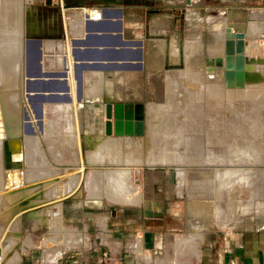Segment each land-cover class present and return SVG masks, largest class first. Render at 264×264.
<instances>
[{"label":"rangeland","instance_id":"1","mask_svg":"<svg viewBox=\"0 0 264 264\" xmlns=\"http://www.w3.org/2000/svg\"><path fill=\"white\" fill-rule=\"evenodd\" d=\"M97 2L98 0H21L23 20L45 25V32L42 38L54 39L63 43V45L61 44L59 47L57 45V47L49 50L50 53H45L42 50L44 52L43 66L46 71L62 72L64 70L63 65L55 63V66H51L49 64L50 58H52L51 55L58 53L60 56H65L69 54L72 58L70 65L74 71H76L78 63L82 62L85 70L83 75L86 78L89 77V83H92L90 71L86 68L88 62L83 57L86 56L85 52L82 51V57L79 58L74 41L85 37L86 25L89 19L97 22L103 20L104 15L92 18L90 14H86L90 13L89 10L92 8L107 9L98 7L99 3ZM73 3L78 4L75 6L76 8H73ZM236 3L244 4L243 0H237ZM248 3H250L249 6L254 8L250 13L245 12L244 9L233 10L230 8L233 6L230 0H213L209 1V4L205 7L190 8L187 12V19L184 20L183 24H178L180 31L176 36L179 47L176 46L175 42L174 45H171L172 42L167 44L172 48V58L174 55L176 57L175 60L173 59L175 64L169 60L168 63L166 62L167 67L165 66L159 71L150 72L145 69L136 72L134 80H127L126 75H130V71H125L127 68L119 65L116 68L121 70L124 68L123 72H118L117 74L112 72V75L107 73L104 76L105 70L116 69L112 62H109L111 65L106 66L102 70L101 101L96 100L94 97H88L86 92H84V89H87L88 80L87 82L83 81V88H80L77 81L74 84V81L77 80V71L75 72L76 79L72 76L70 77V79H73L69 83L70 91L64 93L65 96L69 93L68 99L61 100V112H57L56 115L61 116L62 119H59L63 128L67 122L71 125V130L68 129L69 127L66 131L62 129L60 136H65L66 132L69 131L68 134L72 137L68 138L73 140L71 139L70 144H64L69 146L64 150V158L61 157L60 159L62 160L58 162H56L51 151L52 146L49 143L47 144L46 139H42L40 143L37 141L36 147L40 150L31 151L29 164L32 163L30 167H33V169L30 168V173L27 175L46 178L47 176L63 172L64 169L69 167V169H75L76 172L82 169V176L77 175L69 187H66L65 179H60L55 183V189H49L50 185H48V188L46 187L47 191L43 189L44 196L40 200L39 206L27 205L26 203L34 195L28 197V199L27 197L25 200L22 199L23 201L20 203L12 199L11 201L9 200L10 198H6L8 199L7 201L0 196V200L2 198L0 201V250L3 251L5 248L3 253H7L3 254L5 256H3L0 264H57L58 261L61 263L62 260L66 261L73 255L86 256L90 252L94 253L96 244L99 246L100 243L107 245L102 248V252L106 254L107 263L116 264L119 262L120 255L117 254L120 251L118 252L116 248L117 242H113L118 236H115L114 231L120 234L122 228L126 226L134 229L137 223L144 220L142 213L148 200L153 201L159 210L162 211L164 215L162 219L165 226L175 229L174 232H167L168 235L163 238L165 244L153 258L154 264H159L160 260H162L163 264H199V256L201 255L202 258V255L206 254L205 250L209 249L208 243L210 239L217 234H220L222 238L219 242L220 252L217 250L218 253H216L214 250V253L208 252V254L222 255L223 252L221 250L226 248L225 236L234 229L238 235L245 233L264 234V161L261 163V160H264V27H261L260 24L262 13L259 10V0H249ZM86 10L88 12H85ZM239 11L247 13L251 18L255 19H252L250 25H246V33L236 31L231 22L233 13ZM73 21H80V27L76 28L77 30L79 29L78 32H73L75 29L72 25ZM49 22L55 24V34H51L50 30L53 28H50ZM243 22L244 19L240 20L239 25L243 26ZM220 24L223 25L224 30L222 33L215 30L218 32L215 35V31L212 32V30L216 29L215 27ZM228 29L236 33H243L245 37H249V39H246L249 45L245 47L244 55V67L248 80L243 87L235 85L227 87L225 79L222 77L216 78V74L220 69L216 67L215 61L218 57L225 59L226 51L224 49L226 48ZM128 32L126 37L133 39L131 31ZM144 35L146 36L147 33ZM222 39L224 42L221 41ZM216 40L218 41L217 43L225 46L223 47V54H220L221 56L211 53V48ZM147 44H149L148 41ZM145 62H147L146 58ZM191 68L192 70H190ZM36 70L37 68L31 72L24 68L23 78L28 79L29 82L30 74H35ZM170 75H172V78H170ZM188 76L191 78L188 79ZM194 79L207 88L197 87L196 91L199 90L197 93L198 97L195 100H191L186 97V88L195 81ZM205 79L211 81L209 82ZM212 82L216 83L211 84ZM65 88L67 90V87ZM26 92L31 93L30 97H28L30 111L32 108L44 111L46 104L40 101L38 93H35L36 90L29 91L26 87ZM210 92H213V96L215 94L218 96L212 98ZM157 93L158 96L156 95ZM32 101H37V104H32ZM109 104L127 105L129 111L125 110L124 114L136 112V107L142 106L145 110V135L137 137L136 135H116L114 133V116L112 119L113 133L108 135L106 125L108 122L107 107ZM54 105V107L52 106L53 108L51 107L53 112L56 110V104ZM163 106L166 110L162 109ZM187 109L191 110L188 111ZM40 110H37V114ZM112 112L114 115V108ZM98 113L101 115L98 116ZM163 114L168 116V118L165 119ZM28 115L30 118L31 116L33 117L31 114ZM48 115L52 116L54 114L49 112ZM152 115L155 118H152ZM173 124L175 126L180 124V128L183 126L182 137L179 134L178 136L174 135V131L170 133V125L173 128L175 127ZM27 125L30 130L32 128L33 131L35 130L31 120H28ZM163 127L164 130L166 129L165 131ZM160 128L164 134L160 135L158 133L157 135L155 132L160 131ZM166 131H170V134ZM218 133L222 134L220 135L221 138ZM167 136L170 137L169 142L181 138L183 143H189L188 148L183 151L180 148V150L173 151L174 147L178 149V146H174L173 143L172 148V145L168 144L167 148L171 152L169 154L175 155V152L184 156L187 154L189 157L193 156L194 161L198 156L196 161L179 162L180 164L170 167L162 165L152 167L136 164L128 165L123 162H121L122 164L106 162L98 165V163L95 164L88 160V155L90 154L88 152L89 142H93L99 137L105 138L104 140H107V142L116 143L118 146L114 148L126 153L132 151L139 144L146 147L147 143H151L154 137L164 141L169 139ZM175 136L177 138H174ZM218 138L221 141H218ZM88 139L92 140L89 141ZM253 141L257 147L259 146L258 148L254 146ZM218 142H222L220 144L223 145L221 146ZM129 143L133 145L131 146ZM164 144H162V147L166 148ZM239 145L242 147H240L241 149L238 147ZM242 145H247L248 147L246 146L245 149ZM129 146L132 147V150ZM250 147H253L254 150ZM242 149H245V151ZM250 149L254 151H252V157H250ZM243 151L249 156L247 155L248 157H246L244 154V157ZM107 152L105 153L106 155H111V153ZM239 152H241V156ZM32 153L36 154L35 157H33ZM234 153H237L235 155L239 157L232 164V161L227 159L234 160L236 158ZM255 154L257 159H255ZM202 158L204 162H201L203 161ZM244 159L245 162L243 161ZM249 159L253 160V162L250 163ZM189 160L191 159L189 158ZM257 160H260V162H257ZM122 167L131 168L133 171L130 180H127V183L132 185L128 184L131 189L127 184L126 187L129 189L128 192H130L127 194L129 198L134 197L136 199L135 196L139 193L140 199L137 196L139 202L136 204L121 205L110 201L105 192L112 187L108 184L107 177L102 179L101 186L105 188L101 192L98 187H91L89 182L91 173L104 176L107 173L113 174L117 168L121 169ZM111 170L114 171L112 172ZM203 174H205L207 179L203 178ZM86 178L87 181L85 180ZM48 189L51 191L48 192ZM90 189L92 190L90 191ZM131 190H134L133 193ZM94 194L96 195L94 196ZM51 218L56 220L57 224L59 223L55 230L57 234H55V231H50L47 225L48 220L50 221ZM210 232L215 233L209 237L204 235L202 239V234ZM129 239L130 244H134L137 238L129 236ZM136 250L137 248L131 249L135 254L124 258V264H136V262L145 264L142 262L143 254L136 253Z\"/></svg>","mask_w":264,"mask_h":264},{"label":"bare ground","instance_id":"2","mask_svg":"<svg viewBox=\"0 0 264 264\" xmlns=\"http://www.w3.org/2000/svg\"><path fill=\"white\" fill-rule=\"evenodd\" d=\"M97 16L99 17L100 15L98 14ZM72 25L75 28L74 29L72 27L74 29L73 32H78L79 29L77 30L76 28L80 27V21H73ZM44 26L45 25L38 24L37 22H34V21L26 22V21L23 20L22 8H21V0H0V177H1L0 178L1 179V181H0V183H1L0 184V196L4 197L3 199L10 198L9 200L12 199V200H15V201L20 203V202L23 201L22 199L25 200L26 197L28 199V197L34 195L33 197H30L27 200V202H26L27 205L31 204V205H34V206L35 205L39 206L40 200L44 196L43 189H45L44 191H47L46 187L48 185H50L49 189H51V190L55 189V187H56L55 183H57L60 179H65L66 187H69L71 185V183H72V180L77 175H81L83 173L82 169H79V172H76L75 169H69V167H68V169H64L63 172L56 173L55 175L47 176L46 178H41L38 175H37L38 177H36V175L35 176H28L27 175L28 173H30L29 169L31 168L30 166L32 164V163L29 164V161L31 160V151L34 152V151H37L39 149V148L37 149V147H36L37 141L40 143V141H42V139H44V140L46 139L47 144L49 143L52 146L51 147L52 148L51 151L53 152V156L56 159V162L61 161L62 160V159H60L61 157L64 158V155H63L64 150L69 146V145H64V144L65 143L70 144V141H71L72 138H70V140H69L68 137H72V136L69 135L68 134L69 131H67L66 134H65V132H63L65 134V136L61 137L60 134L62 132H60V131L62 129H64L66 131V129L68 127H69L68 129L71 130L70 129L71 125H69V122H67L66 125H64V128H63V125H62V123L60 121V119H62V118H61V116L59 117L56 114H57V112L58 113L61 112V108H62V106L60 105L61 100L62 99H66V98L68 99L69 93H67L66 96L64 95V93L70 91L69 83H71L72 80H73L72 78L70 79V77L72 76L74 79H76L75 78V72L77 71V80L74 81V84L77 81L78 84L80 85V88H81L83 86V81L87 82V80H88L87 87H86L87 89H84V92H86L88 97H94V98H96V100L101 101L102 100V92H101V90H102V87H101L102 73H101V68L107 66L106 62H103V61H100V60H99L100 62H96V61L95 62L92 61L91 63L88 62L86 68L90 71V78H91V82H92V83H89V77L87 76L88 78H86V76L83 75V74H85V72H84L85 70H84V66H83L82 62L78 63V65L76 67L77 69H76V71H74L73 67L70 65L71 61H72V58H71V56L69 54H67L65 56H62V55L60 56L58 53L56 55H53V56L51 54H49L52 57V58H50L49 64L51 66H55V63H58V64L64 66V70L62 72L49 71L50 72L49 76H51V78H53L54 81H52L50 83H46L45 85H46L48 90H52V92H54L55 90H57V91H55L53 93L55 95H52V94H50V91H47L46 92V94H47L46 98H40V96L38 95L39 98H40V101H43V103L46 104L45 108L43 109L44 111H41L40 109H37V108H32L31 109L32 112H31L30 109H29V106H28V104H29V101H28L29 98L28 97H30L31 93L30 92H28V93L26 92L28 79L23 78L22 73L24 71V68H25V70H30L31 72H32V70L37 68V62H36V58H35L36 51L34 50V46H33L32 41L29 40L28 37H30L29 34H31V35H33V34L34 35L35 34H41L42 35L43 34L42 31H45L44 30ZM49 26L52 29L54 24L50 23ZM52 31H53V29L50 30V32H52ZM28 41H30V42H28ZM40 41H41V49L45 53H47V52L50 53L49 50L57 47V45H58V47L61 44L63 45V43L57 42L56 40L55 41L54 40H45L44 38H41ZM221 41H223V39ZM221 41H220V43H221ZM223 47H225V46H222L221 44L218 43V45L216 47V50L211 52V53H213L215 55L223 54L222 53L223 49H224ZM112 64H113V62H112ZM80 68H82V84H80L81 81H80V77H79V69ZM119 68H121V67H119ZM116 69H118V68H116ZM119 70H121V69H119ZM44 71H46L45 68H44ZM219 77H221V72L218 71L217 74H216V78H219ZM205 80L207 81L208 79H205ZM208 81L210 82L211 80H208ZM214 81H215V79H214ZM214 83H216V82H212L211 84H214ZM65 87H67V90H66ZM207 92H209V91H207ZM212 93L213 92H210V95H212ZM243 94H245V93H243ZM156 95L158 96V93ZM217 96H218L217 94H215L214 96L212 95V98L213 97H217ZM215 100H216V98H215ZM31 103L32 104H37V101H35V102L32 101ZM176 103H178V102H176ZM54 104H56L55 112H53L51 110V107L55 106ZM99 109H101V108L99 107ZM162 109L166 110V109H164V106H163ZM169 109H170V107H169ZM37 110L41 111V113H42L41 116L37 115ZM185 110H186V108H185ZM190 110H188V111H190ZM49 112L50 113L52 112L54 115H52V116L48 115ZM234 112H236V111H234ZM28 114L33 115V117L31 116V118H30V116ZM97 115L99 116L101 114L98 113ZM153 116L154 115H152L151 117L155 118ZM164 116H165V114H163V117ZM169 116H171V115H169ZM160 117L162 118V116H160ZM217 117H218V115H217ZM238 117H239V115H238ZM167 118H168V116H165V119H167ZM213 118H214V116H213ZM28 120H31V122L34 124V129H35L34 131H33V128H32V130H30L27 127L28 126L27 125ZM163 120H164V118H163ZM216 120H217V118H216ZM156 121L159 122L158 120H156ZM208 121H210V120H208ZM214 121H212V122H214ZM219 122H220V120H219ZM211 124H213V123H211ZM219 124H222V123H219ZM179 125L177 124V126H175L173 124V126H175L174 128L172 127V125H170L171 129H169V130H171V132L170 131H166V132L168 134H170V133H172L174 131L175 132L174 135L178 136V134H179L182 137V135H183V131H182L183 128L182 127L183 126L180 128ZM228 126H229V124H228ZM93 127H95V126H93ZM155 127H157V125H155ZM164 127H163V130H164ZM161 128H160V131H156L155 132L157 135H158V133L160 135L164 134V132H162ZM210 128H212V127H210ZM218 128H220V127L218 126ZM214 129L216 130L215 127H214ZM154 130H156V129H154ZM212 130H213V128H212ZM250 131H251V128H250ZM167 133H165V134H167ZM220 135H222V134L220 133L219 136ZM169 136H172V135H169ZM177 136H175L174 138H177ZM188 137H190V136H188ZM168 138L169 139H167V140L165 139L164 140L163 137H162V139L165 141L164 142V141L158 140V137H157V139L154 137V139H156V140L152 139L153 141L151 143L150 142L147 143L146 147L143 146L142 144L136 145V144H138V143H136V144H134V145H136V147H134V149L132 150V147L129 146V148L132 151H128L126 153H123L122 150H120L118 148L116 150L114 148V147L118 146V145H116V143L107 142V140L106 141L104 140L105 138H101V137L96 138V139L94 138L95 141L89 142V145H88V149H89L88 152H90V154L88 155V160L90 162H94L95 164L98 163V165L99 164H105L106 162H114L115 164L123 162V163H126L128 165L136 164V165H140V166H152V167L156 166V165L157 166L158 165H160V166L162 165V166H169L170 167V166H173L175 164H178L179 162L182 163V162H185V161H192V160L194 161L193 156L189 157V156H187V154H185V156L181 155V154H178L177 152H175L176 154L174 153L175 155L169 154L171 152H169L170 150H168L169 148H167L168 144L172 145V148H173V143H174V146L175 145L178 146L177 147L178 149H176L174 147L173 151H177V150H180V149H182V151H183L185 148L186 149L188 148V144L189 143H186V144L183 143L181 138L180 139L178 138V139L174 140L173 142H169L170 141V137H168ZM171 138H173V137H171ZM185 138H184V140H185ZM220 138H221V136H220ZM260 138H261V136H260ZM92 139H90V140H92ZM215 139H217V138H215ZM11 140H13L15 142L12 145H11V143L13 141L11 142ZM218 141H221V139L219 140V138H218ZM8 142H10V148L13 149L14 146H15L17 148V150H18L19 154L16 157V160L19 161V170H17L15 173H13L12 177H8V182H7L6 178L4 177V171H5V145ZM162 142H164L165 144L162 143ZM222 142H223V140H222ZM222 142H220V143H222ZM131 143H129V144H131ZM248 143H250V142H248ZM254 143L255 142L253 141V144ZM162 144L166 145V148L162 147ZM132 145L133 144H131V146ZM258 145H259V141H258ZM38 146H40V145H38ZM221 146H220V148H222ZM246 146H243V147L246 149ZM254 146H256V145L254 144ZM262 146H260V147L263 148ZM238 147L240 148L241 146L239 145ZM258 147L256 146V148H258ZM31 148H32V150H31ZM170 148H171V146H170ZM250 148L253 149V147H250ZM130 149H128V150H130ZM245 149H242V150L245 151ZM197 150H198V148H197ZM250 150H249V153H251L250 157H252V151L254 149L251 150V152H250ZM255 150H257V149H255ZM258 150L261 151L260 149H258ZM106 151L111 153V155H109V156L106 155L105 154ZM171 151H172V149H171ZM236 152H237V150H236ZM241 152H239V155L241 154ZM246 152H247V150H246ZM235 154H237V153H234V156L236 157ZM244 154H245V152L243 153V155ZM259 154H260V152H259ZM32 155H33V157H35L36 154L34 155V153H32ZM245 155H244V157H245ZM247 155L249 156V154H247ZM247 155H246V157H248ZM256 156L257 155L255 154V159H257ZM33 157H32V159H33ZM197 157H196V159H197ZM224 157H227V156H224ZM237 157H239V156H237ZM237 157L234 158V160H231V159H227V160L228 161L229 160L232 161V164H233L234 163L233 161H235V159H237ZM189 158L191 160H189ZM199 158H201V157H199ZM34 159H36V158H34ZM196 159H195V161H196ZM223 159L225 160V158H223ZM32 161H34V160H32ZM243 161L245 162V159ZM249 161H250V163L253 162V160L251 161V159H249ZM262 161H264V160H261V163H262ZM201 162H204V159ZM247 162H248V160H247ZM257 162H260V160L259 161L257 160ZM111 164H113V163H111ZM31 169H33V167ZM34 169H36V168H34ZM32 171H34V170H32ZM132 172L133 171H132L131 168H123L122 167L121 169L117 168V170H115L113 174H108L107 172H105V173H107L106 175H104L105 177L102 176V174H96L95 175V174L91 173L90 177H89V179H90L89 182L91 184V187H93V186L95 187L96 186V187H98L99 191L101 192V190L103 188H105V187L102 188V186H101L102 179L107 177L108 184L112 186L109 190L107 189L105 191L107 193V197L109 198L110 201H112L114 203L121 204V205L136 204V203L139 202V200H138L139 193H138V195L136 194V196H135L137 200L134 197L133 198L127 197V194H129L130 192H128L129 189L126 187V184L127 185L129 184V183H127L128 182L127 180L128 179L130 180ZM86 173H88V172H86ZM95 173H96V171H95ZM203 175H204L203 178L205 177V179H207L205 174H203ZM85 180L87 181V178ZM83 182H85V181H83ZM89 182H88V184H89ZM195 182H196V180H195ZM129 185H131V184H129ZM129 188L131 189L130 186H129ZM49 189H48V192L51 191ZM91 190L92 189H90V191ZM103 191H104V189H103ZM133 191H132V193H133ZM93 192H94V190H93ZM93 192H91V193H93ZM95 195L96 194H94V196ZM98 197H100V196L98 195ZM139 199H140V197H139ZM1 200H2V198H1ZM6 200L8 201V199H6ZM13 205H14V203H13ZM58 222H60V221H58ZM47 225L49 226V230L50 231H55L56 228L58 227L59 223L57 224V221L54 220L53 218H51L50 221L48 220ZM55 234H57V232ZM50 236L52 237V235H50ZM55 236H57V235H55ZM55 239H57V238H55ZM172 240H174V239H172ZM188 240H187V243H188ZM170 242H171V240H170ZM4 250H5V248L3 249V251ZM3 251L0 250V263H2L3 256H5L3 254L6 253V252L3 253Z\"/></svg>","mask_w":264,"mask_h":264},{"label":"crops","instance_id":"3","mask_svg":"<svg viewBox=\"0 0 264 264\" xmlns=\"http://www.w3.org/2000/svg\"><path fill=\"white\" fill-rule=\"evenodd\" d=\"M209 1L211 2L213 0H98V7H105L107 9L100 10L92 8L89 10L90 13L86 14H90L92 18H98V14L101 16L104 15V12L107 13L106 19H103L102 21L105 24H108L107 28L109 30V38H105L104 40L91 38V41L85 46V48H82V51L86 54L87 49H96L100 51L104 49H111L113 51L120 50L122 46L116 36V33L119 29L118 22L121 21L122 18L123 38L125 40L143 43L142 48H144L145 51L143 69L125 70L130 71V75H126L128 78L127 80H134L136 78V72H140L145 69L150 72L159 71L160 69L165 68V66L167 67L166 62L168 63L170 60V62L172 61V63H174L173 59H176L175 55L172 58V48H170L167 44L172 42L171 45H174L175 42L176 46L179 47L177 41L178 38L176 36L180 31V29H178V24H183L184 20L187 19L188 10L190 8L205 7L209 4ZM236 1L237 0H230V2L233 3V6L230 8L233 10L244 9L245 12L248 13L254 10L253 6H249V0H243L244 4H237ZM259 3V10L262 13L260 24L261 27H264V0H259ZM73 4V8H76L75 6L78 5L76 3ZM85 12L88 11L86 10ZM242 13V11L234 12L231 22L233 23V27L236 31L245 32L246 25L251 24L253 17L251 18L247 13ZM242 19H244L243 26H240V20ZM93 22L96 23L97 21L93 20ZM50 23L53 22H49L48 25ZM54 28L55 24L51 34L56 33ZM215 28L216 29L212 30V32L216 30L221 33L224 30L222 24L216 26ZM260 29L262 30V28ZM128 31H131L133 39H128L126 37ZM216 31L214 33L215 35L218 33ZM145 33H147L146 36L144 35ZM128 34H130V32H128ZM246 39H249V37H246ZM147 41L149 44H147ZM217 42V40L214 41L215 44L211 48V52L216 50L218 45ZM132 49L136 52L139 49V46H134ZM112 56L115 59L117 57V55L115 56L114 54H112ZM84 57L89 63L94 61L91 54ZM145 58L147 59V62H145ZM99 60L106 62L107 66L111 65L107 62V58ZM104 68L105 67L101 68V73ZM190 70H192V68ZM123 71L124 70L119 69L105 70L104 76L107 73L112 75V72L117 74L118 72ZM170 78H172V75H170ZM190 78L191 77L188 76V79ZM197 87L205 88L206 86L204 87L199 84V81H193V83L186 88V97L191 100L197 99V93L199 91H196L198 89ZM135 226L136 227H134V229H131L128 226L123 227L120 234H117V231L113 230L115 236L118 235L113 242H117L118 245H116V248L118 252L120 251V253L117 254L120 255L119 262L117 260L118 263L116 264H124V258L133 256L132 254H135L131 251L133 248H137L136 253H140V255L143 254V263L154 264L155 262L153 261V258L159 253V249L165 244V240H163V238L168 235L167 232L175 231V229L171 227L167 228L163 223V219H144ZM131 232L134 233L131 234ZM214 233L215 232L202 234V239L204 235L209 237ZM129 236L141 239H136L134 244H130ZM221 239L220 234H217L215 237L210 239L208 243L209 249L205 250L206 254L204 256L202 255V258L200 255L199 264H264V234L245 233L243 235H238L235 233L234 229L232 232H228V235L225 236L226 248L221 250L223 254L214 255V250L216 253H218V251L220 252L219 242ZM104 246L107 245L100 243L98 246L96 244L94 253L90 252L86 256L82 255L83 257L81 261H77L78 264H102V261L105 262V264H108L107 258L105 260L106 254L102 252V248ZM208 252L213 253L208 254ZM161 261L162 260L159 261V264H163ZM136 264L139 263L136 262Z\"/></svg>","mask_w":264,"mask_h":264},{"label":"water","instance_id":"4","mask_svg":"<svg viewBox=\"0 0 264 264\" xmlns=\"http://www.w3.org/2000/svg\"><path fill=\"white\" fill-rule=\"evenodd\" d=\"M107 13H104L103 19L105 20ZM108 24H105L103 21H99L94 23L93 20H88L86 25V35L85 38H80L74 41V45L76 50H78L77 56L81 58L82 48L91 41V38H96L98 40H104L105 38H109L108 34ZM119 29L116 33L122 48L120 50L113 51L111 49H104L102 51L96 49H87L86 56L91 54L92 58H94V62H100L99 59L107 58V62H114V67L123 66L127 68L126 70L143 69L144 65V57L145 51L143 47V43L131 40H125L123 38V24L122 18L121 21L118 22ZM226 56L225 59L220 57L216 58V67H218L221 72V77L225 79L226 86L232 87H243L245 82L248 80V77L245 72V47L249 45L246 41V37L243 33H236L228 29V33L226 35ZM32 41L34 50L36 51L35 58L37 62V70L35 74H30V81L27 83V88L29 91L36 90L35 93H38L40 98H46L47 91H50V94H53L52 90H48L46 87V83H50L53 80L51 78L49 71H44L43 66V51L41 49V41L33 40ZM134 46H139V49L135 52L133 51ZM93 52V53H92ZM112 54L117 55L116 59L113 58ZM236 55V56H235ZM84 57V56H83ZM89 57V56H88ZM114 59V60H112ZM112 60V61H111ZM79 77L82 84V68L79 69ZM34 81V82H33ZM37 82V83H35ZM31 99V98H30ZM113 108L115 110V114L113 115ZM108 122L106 132L108 135H112L113 133V116L115 118V129L114 133L118 136H143L145 135V110L142 106L136 107V112H128L124 114L125 110L129 111V107L123 104L112 105L109 104L108 107ZM37 115H42L41 111L38 112ZM13 140H11L12 142ZM13 141L11 143L14 144ZM18 150L14 146V148H10V142L5 145V171L4 177L8 182V177H12V174L19 170V161L16 160L18 156ZM9 175V176H8ZM145 219H162L164 217L163 213L159 208L155 205V203L151 200H148L145 204V209L142 213Z\"/></svg>","mask_w":264,"mask_h":264},{"label":"built area","instance_id":"5","mask_svg":"<svg viewBox=\"0 0 264 264\" xmlns=\"http://www.w3.org/2000/svg\"><path fill=\"white\" fill-rule=\"evenodd\" d=\"M137 239L139 240L141 238H137ZM82 257H83L82 255H78V256L73 255V256L69 257V259L66 261L62 260L61 263L58 261L57 264H78L77 261H81ZM105 260H106V258H105ZM102 264H105V262L102 261Z\"/></svg>","mask_w":264,"mask_h":264},{"label":"flooded vegetation","instance_id":"6","mask_svg":"<svg viewBox=\"0 0 264 264\" xmlns=\"http://www.w3.org/2000/svg\"><path fill=\"white\" fill-rule=\"evenodd\" d=\"M44 30H45V29H44ZM42 32L44 33L45 31H42ZM29 36H30L29 38H31V39L34 38L33 40H37V39H38V40H39V39L41 40V38H42L44 35H43V34H42V35H41V34H35V35H34V34H33V35L29 34ZM32 36H33V37H32ZM37 37H38V38H37ZM44 39H46V38H44Z\"/></svg>","mask_w":264,"mask_h":264}]
</instances>
